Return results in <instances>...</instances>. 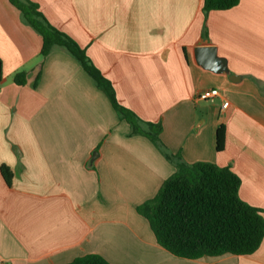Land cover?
<instances>
[{
	"label": "crops",
	"instance_id": "obj_1",
	"mask_svg": "<svg viewBox=\"0 0 264 264\" xmlns=\"http://www.w3.org/2000/svg\"><path fill=\"white\" fill-rule=\"evenodd\" d=\"M31 1L86 50L122 106L162 124L174 156L230 167L240 198L264 210V0L207 14L204 0ZM41 48L40 35L0 0V264L89 254L110 264H264V239L252 255L198 260L160 247L137 207L176 166L148 138L130 136L76 59L62 49L44 58ZM212 88L214 103L197 99Z\"/></svg>",
	"mask_w": 264,
	"mask_h": 264
},
{
	"label": "trees",
	"instance_id": "obj_2",
	"mask_svg": "<svg viewBox=\"0 0 264 264\" xmlns=\"http://www.w3.org/2000/svg\"><path fill=\"white\" fill-rule=\"evenodd\" d=\"M20 13L22 21L42 38L41 55L46 57L62 49L81 65L109 99L119 118L130 126V136L148 138L162 155L176 166L157 195L137 207L154 234L157 244L177 258L198 260L224 255L254 254L264 239V210L244 202L239 196L240 178L230 167L211 163L188 164L174 156L161 140V123L147 122L122 106L112 83L95 66L85 49L67 34L53 27L31 0H8ZM240 0H204V11H227ZM206 26L203 36L205 37ZM41 72L38 74V79ZM27 74L19 73L14 82L22 86ZM225 127L220 125L216 136L218 152L224 148ZM6 183L13 174L1 167ZM68 264H110L97 254L76 258Z\"/></svg>",
	"mask_w": 264,
	"mask_h": 264
},
{
	"label": "built area",
	"instance_id": "obj_3",
	"mask_svg": "<svg viewBox=\"0 0 264 264\" xmlns=\"http://www.w3.org/2000/svg\"><path fill=\"white\" fill-rule=\"evenodd\" d=\"M220 96V91L218 89H206L199 93L198 100L214 103ZM229 105L228 102L223 103V108H226Z\"/></svg>",
	"mask_w": 264,
	"mask_h": 264
}]
</instances>
